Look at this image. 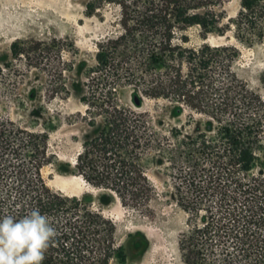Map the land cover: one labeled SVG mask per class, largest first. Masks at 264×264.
Masks as SVG:
<instances>
[{
	"label": "trees",
	"instance_id": "trees-1",
	"mask_svg": "<svg viewBox=\"0 0 264 264\" xmlns=\"http://www.w3.org/2000/svg\"><path fill=\"white\" fill-rule=\"evenodd\" d=\"M227 0H90L88 14L115 9L112 28L97 43L82 100L98 133L83 142L73 171L124 206L151 211L161 196L147 174L166 165L173 198L189 213L180 247L185 264H264V71L255 88L241 75L237 43L264 45V0H241L225 22ZM102 17L104 13L102 12ZM197 28L201 42L190 32ZM24 51V52H23ZM16 57L25 50L13 46ZM131 89L134 106L122 102ZM165 100L172 113L207 117L201 130L172 125L141 109ZM47 130L0 113V216L33 208L57 235L42 264H111L123 251L117 223L89 195L52 189Z\"/></svg>",
	"mask_w": 264,
	"mask_h": 264
},
{
	"label": "rangeland",
	"instance_id": "rangeland-1",
	"mask_svg": "<svg viewBox=\"0 0 264 264\" xmlns=\"http://www.w3.org/2000/svg\"><path fill=\"white\" fill-rule=\"evenodd\" d=\"M89 1L0 0V113L23 126L49 132L52 161L43 167V175L52 189L87 194L95 208L116 221L123 251L111 264H185L180 239L188 228L189 213L172 196L174 180L166 165L147 169L161 193L149 212L122 205L73 171L83 142L99 131L88 124L87 104L81 98L88 71L97 64V43L112 28L116 13L111 6L103 11L101 6L89 15ZM240 8L241 0H227L225 22ZM190 32L195 42L203 41L197 28ZM230 35L212 34L208 40L237 43L242 51L241 75L258 88L264 45L248 47ZM14 44L25 50L24 56H14ZM121 99L134 106L130 88L122 91ZM141 109L189 130H201L207 121L205 115L191 110L174 115L165 100L146 99Z\"/></svg>",
	"mask_w": 264,
	"mask_h": 264
},
{
	"label": "clouds",
	"instance_id": "clouds-1",
	"mask_svg": "<svg viewBox=\"0 0 264 264\" xmlns=\"http://www.w3.org/2000/svg\"><path fill=\"white\" fill-rule=\"evenodd\" d=\"M56 235L53 221L39 208L0 216V264H42Z\"/></svg>",
	"mask_w": 264,
	"mask_h": 264
}]
</instances>
